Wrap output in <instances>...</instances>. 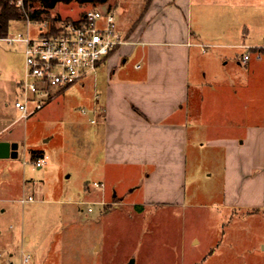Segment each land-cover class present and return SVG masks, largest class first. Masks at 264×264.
<instances>
[{
  "label": "rangeland",
  "instance_id": "374dc122",
  "mask_svg": "<svg viewBox=\"0 0 264 264\" xmlns=\"http://www.w3.org/2000/svg\"><path fill=\"white\" fill-rule=\"evenodd\" d=\"M211 1L192 2L193 26L198 27L202 11L211 20L205 26L209 35L218 24ZM10 4L22 17L9 23L5 36H39L40 22L28 16L41 9L40 4ZM144 5L145 0L59 2L49 17L73 21L88 9H112L117 20L122 14L131 24ZM249 11L257 15L249 21L251 27L264 35V1L251 0ZM206 50L199 60L192 59L191 73L202 79L205 118L225 130L206 124L199 132V152L190 149L188 207L151 208L138 201L135 206L120 205L121 199L129 200L130 181L118 179L115 187L116 173L102 172L99 120L94 114L101 102L94 75L20 119L14 102L21 98L24 45L0 39V141L11 138L18 144L16 157L0 158V264H20L23 254L31 255L30 264H264V204L258 210L222 207L224 193L227 201H239L245 199L242 187L247 182L253 191L262 175L264 183V161L262 168L257 166L255 145L248 141L237 151L218 148L219 142H214L232 136L244 139L239 125L246 118L247 124L264 123V57L259 62L255 51L242 48ZM247 51L248 64L241 62ZM35 157H45L46 165L36 168ZM253 167L259 170L252 172ZM101 182L107 197L113 191L119 196L103 206L94 204L103 193L94 183ZM29 195L34 201L21 203Z\"/></svg>",
  "mask_w": 264,
  "mask_h": 264
},
{
  "label": "crops",
  "instance_id": "0c3cea01",
  "mask_svg": "<svg viewBox=\"0 0 264 264\" xmlns=\"http://www.w3.org/2000/svg\"><path fill=\"white\" fill-rule=\"evenodd\" d=\"M239 1H211L218 23L212 35L205 28L211 20L202 11L198 13V27L193 26V0H145L144 7L131 24L124 22L122 14L118 20L116 15L125 44L99 63L93 77L99 90L96 96L101 102L94 114L99 120L98 154L102 172L110 169L116 173L115 187L118 179L130 181L129 200L121 199L120 205L135 206L138 201L141 206L151 208L188 207L186 178L190 149L199 152L202 143L198 136L206 124L225 130L223 124H214L205 118L201 106L202 79L191 73L192 59L199 60V54H207L209 47L262 50L263 54L255 57L259 62L264 57V35L249 23L255 15L249 11L251 0H243L242 5ZM199 3L197 6L201 5ZM226 12L229 21L223 20ZM229 22H232V28ZM239 127L245 131L244 139L217 138L214 142L219 144H215L218 148L223 145L237 151L245 141L253 143L255 159L260 162L257 166L262 168L264 123L247 124L246 118ZM2 141L15 142L11 138ZM225 153L228 156V151ZM225 153L223 151V160L228 158ZM259 167H253L251 171H258ZM260 179L255 192L250 181L242 187L245 191L243 200L229 202L228 194L224 193L222 207L263 208V175ZM99 184L103 190V183ZM104 191L94 204L103 206L119 197L113 191L109 198ZM28 197L32 201L23 204L34 201L31 195ZM25 240L29 241V238ZM194 241L197 240L193 239L192 243ZM10 264L13 263L10 261Z\"/></svg>",
  "mask_w": 264,
  "mask_h": 264
},
{
  "label": "built area",
  "instance_id": "2783aa9c",
  "mask_svg": "<svg viewBox=\"0 0 264 264\" xmlns=\"http://www.w3.org/2000/svg\"><path fill=\"white\" fill-rule=\"evenodd\" d=\"M21 2L17 0V6H21ZM38 22L42 32L39 36L30 37L27 34L2 38L8 43L20 42L24 45L23 75L18 83L21 98L14 102L20 119L40 111L62 90L94 74L101 61L125 44L112 9H88L80 23H58L55 32L50 31L47 22ZM259 55L256 52V56ZM248 59L249 54H244L242 61ZM46 160L41 157L32 162L36 168H42ZM94 186L102 188L99 183H94ZM27 201H32V198L21 200L22 203ZM88 211L91 209L88 208ZM30 262L31 255L23 254L20 264Z\"/></svg>",
  "mask_w": 264,
  "mask_h": 264
},
{
  "label": "trees",
  "instance_id": "16d2710c",
  "mask_svg": "<svg viewBox=\"0 0 264 264\" xmlns=\"http://www.w3.org/2000/svg\"><path fill=\"white\" fill-rule=\"evenodd\" d=\"M70 1H75L79 4H103L107 2V0H22L23 7H28V3L30 2H37L40 4L41 9L35 10L33 13L29 14V18L33 20L38 21H44L47 22L50 31L55 32L56 25L62 21L64 23L67 22H74V23H80L82 21V16L80 15V18L78 20H61L59 17H49L50 11L55 8L56 4L59 2L68 3ZM11 0H0V39L6 38V33L8 32V26L9 23L20 19L22 17V14H20L17 10L18 8L14 6L13 4H10ZM45 17L46 20H43L42 18ZM42 17V18H41ZM51 20L50 22L47 21V19ZM255 52H259L260 54H263L262 50H254ZM37 158V157H35Z\"/></svg>",
  "mask_w": 264,
  "mask_h": 264
},
{
  "label": "water",
  "instance_id": "95a60500",
  "mask_svg": "<svg viewBox=\"0 0 264 264\" xmlns=\"http://www.w3.org/2000/svg\"><path fill=\"white\" fill-rule=\"evenodd\" d=\"M17 150L18 144L16 142L0 141V158L16 157Z\"/></svg>",
  "mask_w": 264,
  "mask_h": 264
},
{
  "label": "flooded vegetation",
  "instance_id": "af4514ba",
  "mask_svg": "<svg viewBox=\"0 0 264 264\" xmlns=\"http://www.w3.org/2000/svg\"><path fill=\"white\" fill-rule=\"evenodd\" d=\"M9 142V141H8ZM18 151V150H17Z\"/></svg>",
  "mask_w": 264,
  "mask_h": 264
}]
</instances>
